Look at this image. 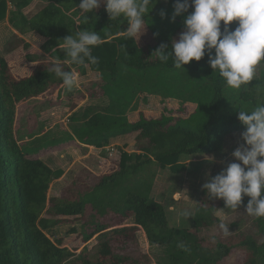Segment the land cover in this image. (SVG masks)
<instances>
[{"label":"trees","instance_id":"obj_1","mask_svg":"<svg viewBox=\"0 0 264 264\" xmlns=\"http://www.w3.org/2000/svg\"><path fill=\"white\" fill-rule=\"evenodd\" d=\"M33 2L41 4L32 12L27 8ZM80 2L0 0V25L6 21L19 33L44 37L47 50L78 31H97L102 39L92 55L98 63L70 66L80 76L89 71L96 78L83 84L91 105L72 113L69 128L78 142L95 148L132 135L134 151H120L115 172L93 177L83 169L60 195L48 196L50 183L63 171L53 170L40 157L29 154L26 142L20 141L22 138L14 131V121L19 103L39 99L63 84L47 71L51 64L48 61H40L29 75L15 77L5 57V53L15 50V44L0 49V264H151L148 254L141 253L138 246L140 230L147 244L159 249L156 264H218L233 249L244 253L241 264H264V218L248 215L263 238L260 243L249 235L210 240L199 235L218 221L209 199L198 201L192 228L175 229L167 221L163 204L147 195L149 187L139 190L135 179L140 168L154 162L177 172L185 167L179 163L183 155L221 152L229 135L245 130L237 119L239 110L250 112L264 103V69L248 85L229 89L219 74L212 72L207 54L182 69L174 68L171 59L162 63L154 51L161 43L171 46L160 32L165 28L162 22L157 27L153 24L155 43L145 48L137 39L125 38L126 20H110L103 3L86 14L85 20L78 8ZM166 2L172 6L175 0ZM152 16L151 11L145 20L151 22ZM178 19L176 28L183 30V17ZM235 27L234 21L230 28ZM221 28L223 31V24ZM12 36L14 41L22 42L17 34ZM59 55L62 57L63 52ZM140 94L145 99L161 97L162 106L168 98H177L181 103L176 114L163 107L157 118L142 114L131 122L127 112L134 110L135 98ZM100 98L108 102H93ZM183 100L194 104V109L184 107ZM78 183L82 195L79 188L72 190ZM248 200L244 197L242 205L246 207ZM57 216L81 218V241L87 243L94 238V243L77 254L63 246L62 240H51L45 231L64 220ZM76 232L71 229V233ZM181 243L186 251L178 247Z\"/></svg>","mask_w":264,"mask_h":264},{"label":"rangeland","instance_id":"obj_2","mask_svg":"<svg viewBox=\"0 0 264 264\" xmlns=\"http://www.w3.org/2000/svg\"><path fill=\"white\" fill-rule=\"evenodd\" d=\"M166 1L167 0H158L151 10L153 16L150 19L152 21L145 20L147 26L146 31L140 38H136L140 46L146 48V45H151L153 42L155 43L153 38V27H157L161 22L165 28L160 32L163 31L162 34L167 36L170 41L178 39L182 31L176 28L179 19L177 17L175 22H171L173 5L168 6ZM40 4L41 3L33 2L27 10L33 12ZM162 11L166 13L164 18L161 17ZM153 24H155V26ZM12 33L17 34L22 42L17 39L14 41ZM13 44H15L13 46L15 50L11 53H5V57L13 75L17 78L29 75L40 61L51 62V58L48 57V55L52 53L50 50H47V39L30 32L26 34L19 33L4 21L0 25V49L8 48ZM262 69H264V62L261 61L256 66L254 77H257ZM95 78V75L91 74V79ZM56 92V89H53L41 95L39 99H31L19 103L16 107L14 121V131L17 133L19 139L22 138L20 141L23 143L26 142L27 146L25 147L30 149V155L40 157L53 170L59 168L64 169L65 175L59 179H53L50 183L48 189V196L50 197L60 195L64 187L71 186L73 184L72 179L74 175L83 169H89L90 172L92 169L94 172L99 173V175H107L115 172L119 167L120 151L132 152L135 146L133 136L128 135L115 139L112 142L114 146L111 155L108 154L109 151L103 150L98 152L94 150L87 158L82 157L85 153L83 150L77 149L76 145L78 140L69 128L72 123L64 121V123H66L64 124L61 122L63 116L60 114L58 108L62 109L72 102H79L83 95L73 89L69 92H62L60 98H58ZM143 97L144 95L140 94L135 98L133 109L135 111L138 108L142 109L144 111V117L149 119L159 117L163 111V107L176 111V114L181 103V100L172 98L175 99L176 102H172V100L167 102L164 101L162 106L160 100L155 97L156 100L152 99L150 104H148L149 101L147 103ZM93 102L102 104L106 103L107 99L100 98ZM146 103L149 106L142 105ZM183 104H185L184 107L187 106L186 108L190 111L195 107L194 104L188 103L187 100H183ZM90 105L91 100L89 102L84 101L81 108ZM45 110L48 112L43 116ZM134 115L139 119L142 113L138 111L134 113ZM177 116L182 115L179 114ZM76 121L78 120L76 119ZM66 125L68 128H66ZM241 133L242 132H236L229 135L221 152L215 154L181 156L179 163L184 164L185 167L177 172H174L168 166L166 168L161 167L156 162L145 165L139 169V172L135 176L139 187H141L139 190L144 191L149 187L147 195L153 198L154 201L163 204L167 221L171 227L175 229L192 228L195 207L202 197L207 198L202 188V185L208 179L206 174L210 173L212 176H215L223 168L227 167L229 163L239 162L232 156V152L243 143ZM138 154L137 152V155ZM206 156H212L215 159L209 162L205 159ZM91 176L94 177L95 173H92ZM77 188H79V194L82 195L83 189L80 183L77 185L75 184L72 190L75 191ZM209 201H211L210 205L214 207L213 214L218 221L202 229L199 232L200 236H204L210 240L221 239L227 241L229 238L240 239L243 236L249 235L259 243L263 241V238L257 231L256 225L245 212V206L242 205L238 209L232 210L222 206L221 203H224L223 200L209 199ZM185 210L192 213L191 217L186 218L182 215ZM57 217L64 220L53 228L45 231L51 240H62L63 246L68 247L77 254L83 251L85 245L90 247L94 243V238L87 243L81 241V218L78 216ZM221 223L229 226L227 235H225L219 227ZM73 228L77 229L78 232L71 233V229ZM137 238L140 252L148 254L151 259V264H156L159 249L147 244L146 237L142 230L138 231ZM129 247L131 250L134 248L133 245H128V248ZM140 256L141 255H139L140 261L144 262ZM243 260L244 253L233 249L232 253L218 264H241Z\"/></svg>","mask_w":264,"mask_h":264},{"label":"clouds","instance_id":"obj_3","mask_svg":"<svg viewBox=\"0 0 264 264\" xmlns=\"http://www.w3.org/2000/svg\"><path fill=\"white\" fill-rule=\"evenodd\" d=\"M158 0H81L78 8L81 16L95 12L104 4L109 19L126 20L123 30L127 40H136L145 33V17ZM191 7V12L189 8ZM166 16L161 12V17ZM183 17L178 39L171 46L161 43L154 51L162 63L169 59L176 69H182L191 61L199 62L205 55L212 72L223 79L229 89H240L253 81L256 66L264 61V0H175L171 22ZM236 22L234 30L230 28ZM223 24V31L222 26ZM97 31L81 30L58 40L50 49L51 64L47 71L62 81L67 91L77 83V75L71 65L96 64L98 58L92 49L101 43ZM59 52L63 56L57 57ZM237 119L244 126L243 141L233 152L236 161L227 165L218 174H206L202 185L208 199L223 200L225 208L236 210L244 197H248L245 212L255 218H264V103L252 111L239 110ZM209 162L214 157L206 156ZM182 215L191 217L185 210ZM225 235L229 226L219 225ZM178 247L187 250L181 243Z\"/></svg>","mask_w":264,"mask_h":264},{"label":"crops","instance_id":"obj_4","mask_svg":"<svg viewBox=\"0 0 264 264\" xmlns=\"http://www.w3.org/2000/svg\"><path fill=\"white\" fill-rule=\"evenodd\" d=\"M72 71H74L75 73H76V75H77V83H76V85H75V87L73 88L75 91H78L79 93H81L83 96L81 97V99H80V101L79 102H72V103H70V105H67V106H64L62 109H59L58 108V110H59V112H60V114L63 116V118L61 119V122H63L64 123V121L66 122H68V123H71V115H72V113H74V112H77V111H79L80 109L79 108H81V106H82V103L85 101H90L91 99H89L88 97H87V94H86V92H85V89H84V86H83V84L84 83H86V82H88V81H91V73H89V71L87 72V75H83V76H80L79 75V72L77 71V70H73L72 69ZM57 92H56V95L58 96V98H60V94L63 92H65V91H67L65 88H64V86H62V87H59L57 90H56ZM69 92V91H68ZM146 97V99H145V101H147V103H148V101H149V103L148 104H150V102H151V100L152 99H154V100H156L155 99V97H157L160 101H161V97H159V96H145ZM172 100V102L173 101H175V99H172V98H168V99H164V101L165 102H167V101H171ZM163 101V102H164ZM107 102H108V100H107ZM159 102V101H158ZM176 102V101H175ZM142 104L143 106L144 105H148V104ZM87 104V103H86ZM160 104H162L161 102H160ZM164 104V103H163ZM149 106V105H148ZM147 107V106H146ZM140 112V113H142L143 115H144V111L142 110V109H140V108H138L136 111L135 110H129L128 112H127V117H128V119L131 121V122H133V121H136V120H138V118L137 117H135V115H134V113H136V112ZM47 110H45L44 112H43V116L44 115H46L47 114ZM52 114H53V112H52ZM145 116V115H144ZM62 123V124H63ZM64 124H66V123H64ZM67 126V125H66ZM66 128H68V126L66 127ZM114 145L113 144H110V145H108V146H105V147H103V148H95L94 146H91V145H87V144H82V143H80V142H77V145H76V147H77V149H79V150H83L84 151V153L85 154H83V156L82 157H84V158H87L88 156H90L91 154H92V152L95 150V151H103V150H105V151H108L107 149L108 148H110V147H113ZM109 154V153H108ZM99 157V156H98ZM59 169H61L62 171H63V173H62V175L60 176V177H62V176H64L65 175V172H64V169H62V168H59ZM87 170H89V169H87ZM90 171V170H89ZM91 172L92 173H95V175L96 176H98L99 175V173H97V172H94L92 169H91ZM100 175H103V174H100ZM59 177V178H60ZM59 178H56V179H59ZM57 196V195H56ZM108 221V220H107ZM112 222V221H111ZM113 223V222H112ZM120 226H122V225H120Z\"/></svg>","mask_w":264,"mask_h":264},{"label":"built area","instance_id":"obj_5","mask_svg":"<svg viewBox=\"0 0 264 264\" xmlns=\"http://www.w3.org/2000/svg\"><path fill=\"white\" fill-rule=\"evenodd\" d=\"M107 150L109 151V155H111L112 152H113V147H110V148H108Z\"/></svg>","mask_w":264,"mask_h":264}]
</instances>
